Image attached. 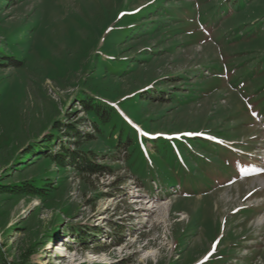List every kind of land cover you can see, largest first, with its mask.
<instances>
[{"label": "rangeland", "instance_id": "1", "mask_svg": "<svg viewBox=\"0 0 264 264\" xmlns=\"http://www.w3.org/2000/svg\"><path fill=\"white\" fill-rule=\"evenodd\" d=\"M1 60L0 186L52 187L0 194V264H264V0H0Z\"/></svg>", "mask_w": 264, "mask_h": 264}, {"label": "trees", "instance_id": "2", "mask_svg": "<svg viewBox=\"0 0 264 264\" xmlns=\"http://www.w3.org/2000/svg\"><path fill=\"white\" fill-rule=\"evenodd\" d=\"M9 60V58H6ZM0 65L6 64V62L0 61ZM4 63V64H2ZM81 108H84L86 113L91 117L90 120H88L91 124V127L94 128L95 132H100L98 127V122L106 125L108 123L110 117L114 114L112 108H109L108 104L102 103L99 100L91 99L89 101L80 100ZM57 125H62L61 123L56 122L54 124V127ZM66 130H67V136L74 138L72 140L73 145H75L78 148V145L83 144L84 142H91L93 140V136L85 137L84 135H80L79 131L74 125H67L66 124ZM69 140V139H68ZM56 142V138H53L51 141H49L45 148L38 149L37 146L35 149L39 150L38 156H45V158H48L49 161H52L55 167H58L59 169H64L66 166L72 167L75 171L80 172L83 176L86 177H92L93 175L101 176L103 174H106L108 171L107 167L104 165L99 164L96 161V154L90 153V152H84V151H76V149H69L67 146L59 145L57 152H51V146L54 145ZM39 146V145H38ZM130 146V142H121L120 145L116 147V149L124 148ZM48 149V152L45 151V149ZM32 152L29 154L31 155ZM26 155V156H29ZM37 156V155H36ZM207 164H205L206 167ZM210 168L209 165L206 169ZM183 172V169H182ZM208 172V171H207ZM225 182V180L223 181ZM180 185V184H179ZM52 187V186H51ZM49 183H43L42 181H23L22 183H9L5 186H0V194L4 195H13V196H32V197H45L48 192H50L49 188L51 189ZM80 228V226H79ZM94 230V229H93ZM115 232H119V236L122 235L124 230H122L121 227H116ZM81 237L87 238V233L80 232ZM96 232H94L95 234ZM87 235V236H86ZM79 237V238H81Z\"/></svg>", "mask_w": 264, "mask_h": 264}, {"label": "bare ground", "instance_id": "3", "mask_svg": "<svg viewBox=\"0 0 264 264\" xmlns=\"http://www.w3.org/2000/svg\"><path fill=\"white\" fill-rule=\"evenodd\" d=\"M260 206H263V204H262V205H260ZM260 206H258V209L260 208Z\"/></svg>", "mask_w": 264, "mask_h": 264}, {"label": "snow or ice", "instance_id": "4", "mask_svg": "<svg viewBox=\"0 0 264 264\" xmlns=\"http://www.w3.org/2000/svg\"><path fill=\"white\" fill-rule=\"evenodd\" d=\"M145 135H147V133H145Z\"/></svg>", "mask_w": 264, "mask_h": 264}]
</instances>
